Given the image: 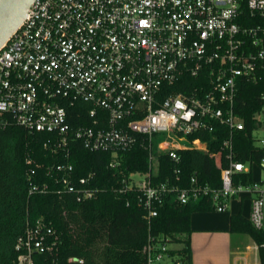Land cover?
I'll return each mask as SVG.
<instances>
[{
	"label": "built area",
	"instance_id": "2783aa9c",
	"mask_svg": "<svg viewBox=\"0 0 264 264\" xmlns=\"http://www.w3.org/2000/svg\"><path fill=\"white\" fill-rule=\"evenodd\" d=\"M27 13L0 47V127L16 122L31 132L51 133L44 146L66 154V162L55 168L68 192L80 201L98 191L90 183L92 174L74 179L72 139L89 150L117 154L143 135L148 170L131 172L112 188L134 191L148 222L169 196L179 204L210 196L216 211L226 210L234 197H249V219L264 232V177L235 182L236 174L250 172L255 164L235 160L233 145L234 131L246 127L234 108L238 81L258 82L264 72V0H33ZM204 66L210 73L208 88L158 99L163 85L184 73L197 76ZM261 98L253 134L263 152L256 165L264 172V91ZM79 100L91 103L92 123L72 127L64 102ZM217 124L229 128L217 152L201 138L189 137L198 130L211 132ZM178 149L209 153L220 167L221 185L202 183L197 175L186 186L155 181V151L178 160ZM46 188L34 184L30 192ZM59 245L56 230L43 220L28 222L11 264H36V255L54 254ZM182 248L174 235L149 232L140 260L131 264H189ZM258 249L255 243L251 264H261ZM69 262L85 264L77 256Z\"/></svg>",
	"mask_w": 264,
	"mask_h": 264
},
{
	"label": "trees",
	"instance_id": "16d2710c",
	"mask_svg": "<svg viewBox=\"0 0 264 264\" xmlns=\"http://www.w3.org/2000/svg\"><path fill=\"white\" fill-rule=\"evenodd\" d=\"M256 21V18L251 20L252 23ZM209 75L208 66H204L197 76L184 73L175 83L163 85L158 99L208 88ZM263 91L264 72L258 82L243 78L238 81L234 108L244 119L246 127L234 131V159L237 161L256 165L263 154L255 144L253 134V115L262 105ZM64 105L72 127L92 123L90 102L79 100L74 104L64 102ZM228 134V126L217 124L211 132L198 130L189 137L201 138L208 143L211 152H217L222 149V142ZM50 136L51 133L45 131L31 132L16 122L0 127V264H11L17 258L19 237L24 234L28 222L38 219L56 230L60 245L54 254L36 255V264H70L71 256L84 258L85 264H131L140 260V248L149 232L174 235L175 241L183 243L181 251L185 260L190 262L191 216L194 212L215 210L210 196L185 204H179L169 196L158 206V215L148 222L134 191L116 193L112 188L113 185L120 186L131 172L148 170L149 150L143 135H139V141L131 148L117 154L89 150L80 139L70 141L69 160L74 166V179L92 174L90 183L98 187L94 197L80 201L76 193L68 192L63 186L62 173L55 168L57 164L66 162V154L44 146ZM155 153L158 159L155 181L169 180L186 186L191 176L197 175L200 182L213 187L222 183L220 167L205 151L178 149V160L169 152L156 150ZM115 160L119 163L111 166ZM223 165L227 166L225 158ZM32 168L34 173H30ZM254 178L251 168L250 172L236 174L235 182L249 183ZM34 184H46L47 188L30 192ZM230 230L248 234L258 244L259 258L264 264V232L241 213L231 215Z\"/></svg>",
	"mask_w": 264,
	"mask_h": 264
},
{
	"label": "crops",
	"instance_id": "0c3cea01",
	"mask_svg": "<svg viewBox=\"0 0 264 264\" xmlns=\"http://www.w3.org/2000/svg\"><path fill=\"white\" fill-rule=\"evenodd\" d=\"M252 168L255 178H263L261 167ZM252 200L249 197L232 198L224 211L194 212L191 216L189 264H251L255 241L244 233L230 230V217L241 213L249 218Z\"/></svg>",
	"mask_w": 264,
	"mask_h": 264
},
{
	"label": "water",
	"instance_id": "95a60500",
	"mask_svg": "<svg viewBox=\"0 0 264 264\" xmlns=\"http://www.w3.org/2000/svg\"><path fill=\"white\" fill-rule=\"evenodd\" d=\"M33 0H0V47L27 16Z\"/></svg>",
	"mask_w": 264,
	"mask_h": 264
},
{
	"label": "rangeland",
	"instance_id": "374dc122",
	"mask_svg": "<svg viewBox=\"0 0 264 264\" xmlns=\"http://www.w3.org/2000/svg\"><path fill=\"white\" fill-rule=\"evenodd\" d=\"M261 135V132H260V130H257L256 132H255V136H260ZM258 167L255 165L254 166V169H257Z\"/></svg>",
	"mask_w": 264,
	"mask_h": 264
}]
</instances>
